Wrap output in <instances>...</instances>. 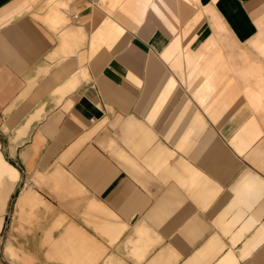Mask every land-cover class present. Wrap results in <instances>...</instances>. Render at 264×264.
Listing matches in <instances>:
<instances>
[{"label":"crops","instance_id":"obj_1","mask_svg":"<svg viewBox=\"0 0 264 264\" xmlns=\"http://www.w3.org/2000/svg\"><path fill=\"white\" fill-rule=\"evenodd\" d=\"M0 264H264V0H0Z\"/></svg>","mask_w":264,"mask_h":264},{"label":"built area","instance_id":"obj_2","mask_svg":"<svg viewBox=\"0 0 264 264\" xmlns=\"http://www.w3.org/2000/svg\"><path fill=\"white\" fill-rule=\"evenodd\" d=\"M73 18L75 19V18H76V16H73Z\"/></svg>","mask_w":264,"mask_h":264},{"label":"rangeland","instance_id":"obj_3","mask_svg":"<svg viewBox=\"0 0 264 264\" xmlns=\"http://www.w3.org/2000/svg\"><path fill=\"white\" fill-rule=\"evenodd\" d=\"M263 41V40H262Z\"/></svg>","mask_w":264,"mask_h":264}]
</instances>
